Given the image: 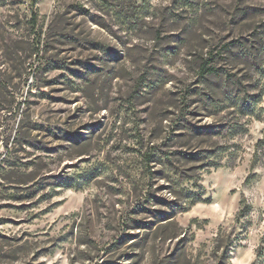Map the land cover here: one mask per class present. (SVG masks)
Segmentation results:
<instances>
[{
  "label": "rangeland",
  "instance_id": "obj_1",
  "mask_svg": "<svg viewBox=\"0 0 264 264\" xmlns=\"http://www.w3.org/2000/svg\"><path fill=\"white\" fill-rule=\"evenodd\" d=\"M261 26L264 0H0V264H264V122L231 134L198 66Z\"/></svg>",
  "mask_w": 264,
  "mask_h": 264
},
{
  "label": "trees",
  "instance_id": "obj_2",
  "mask_svg": "<svg viewBox=\"0 0 264 264\" xmlns=\"http://www.w3.org/2000/svg\"><path fill=\"white\" fill-rule=\"evenodd\" d=\"M33 2L35 3L36 0H33ZM247 12L250 11L246 8L237 9V15L246 14ZM258 29L250 33L244 39L245 41L236 39L228 42L222 45L217 52L213 50L207 51L199 60L200 77L204 79L219 78L223 81V86L225 87L223 96L228 98L232 94V96L239 99L237 105L230 106L234 108L230 113L234 114L233 116L236 119L228 128L233 135L237 134L239 130L246 131V129H243V123L237 121L239 116L254 117L256 120L264 122V109L261 107L257 109V105L264 93L263 82H261V78L264 77V26ZM236 49L239 50L238 53L235 52ZM222 54L229 55V58H232V62H243L246 74L239 75L237 70L233 71L217 65V61ZM263 149L264 133L263 137L255 145L254 157H256L258 152H262ZM145 156L147 159L150 157L149 153H145ZM213 166L218 167L220 163H213ZM197 201L199 199L194 198L192 203ZM252 209L251 204L245 199H241L236 220L239 221L241 218L249 220ZM259 214L261 220L264 221V208L260 210Z\"/></svg>",
  "mask_w": 264,
  "mask_h": 264
}]
</instances>
